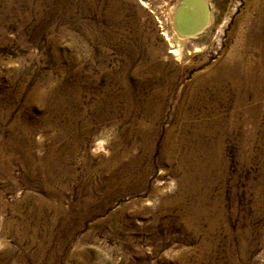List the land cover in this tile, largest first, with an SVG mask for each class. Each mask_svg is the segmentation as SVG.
<instances>
[{"label":"rangeland","instance_id":"374dc122","mask_svg":"<svg viewBox=\"0 0 264 264\" xmlns=\"http://www.w3.org/2000/svg\"><path fill=\"white\" fill-rule=\"evenodd\" d=\"M176 1L0 0V134L32 116V163L40 166L50 145L84 133L83 146L64 161L68 172L52 182H23L18 163L0 169V264H264L260 131L258 142L243 148L250 125L240 124L223 133L217 148V135L206 126L218 115L230 119L231 106L177 113L181 102L187 106L196 74L215 67L243 33L264 41V0H202L208 14L211 5L212 22L189 34L180 58L168 52L163 34L171 36L168 13ZM117 24L129 32L126 46L145 36L140 55L184 66L164 102L158 95L152 101L161 105L159 114L142 102L157 87L143 72L136 76L144 58H130L117 44ZM194 45L201 49L193 51ZM129 76L141 83L124 84ZM247 97L255 102L253 94ZM129 100L127 117L106 116L99 106L114 110ZM60 134L66 136L56 141ZM206 147L212 154L203 160ZM129 163L133 173L124 179L118 173Z\"/></svg>","mask_w":264,"mask_h":264},{"label":"bare ground","instance_id":"6f19581e","mask_svg":"<svg viewBox=\"0 0 264 264\" xmlns=\"http://www.w3.org/2000/svg\"><path fill=\"white\" fill-rule=\"evenodd\" d=\"M185 3L188 4L186 6H188L189 8L191 6V8L189 9V11L179 13L178 6L183 5ZM205 6L201 4L198 0H177L175 4L171 5L168 13V20L171 26V36H167L168 34L165 33L166 31L163 32V34L166 35L165 40H168L169 44L171 45L170 50H168L169 53H172V55H175L177 58H180L183 55V47L181 44L183 42H186L190 38H193L191 37V35L189 36V34H196V32L191 31L192 29H195L200 25L201 17L204 12L207 18L209 15V19L206 20L205 27H201V31L204 32L208 27H210V24L212 22V9L209 3L210 13L208 14L207 7L205 8ZM192 7L193 10H191ZM202 9L204 11L203 13L201 11ZM109 14L114 13L110 11ZM109 16L110 15H107V17ZM258 27H255L253 31L255 35L260 36L261 30ZM115 32L116 34L113 35H115L114 37L117 38V44H119L121 48L128 49L127 54L130 58H134L135 56H138V54L140 55L139 52L141 50L139 48V44H141L142 41L145 40V36L143 37V40H141L135 38L137 36L135 35L126 46L127 41H125V37L126 35H129V32L125 31V28H123L121 24H117ZM241 38L242 43L237 47H234L231 51H229L228 54L222 60H220L215 67H208L204 69V71L198 72V74H196V77L193 79L194 81L192 82V84L189 85L191 86V91L186 94V100H188L187 106L184 104V102H181L177 110V113L182 114V112L185 113L189 109L193 111L198 110L201 108L202 105L203 108L201 109V111L205 113L207 111H210V109L215 111H222L226 109V106H231V113L227 115L229 116V118L231 116L230 119H224L223 117L218 115L212 125L206 126V132H213L217 135V139L216 141H214V145L217 148H219L222 144V141L224 139V132L228 131L230 133L234 129H237V127L243 123H248V125H250L248 133L245 134V136H241V143L243 148L244 143L254 144L255 142H258V140L255 139V132L258 130L260 131L261 138L258 144L261 145L264 143V126L260 128L261 121L264 119V84L261 82L264 80V73L262 72V69L264 67V41L261 39L263 42H254V40H251V37L245 35V33L242 34ZM256 39L258 38L256 37ZM244 41L247 42V47H245L246 44L244 45ZM251 44L252 47L249 48V45ZM199 49H201L199 48V46L194 45L193 51H198ZM123 50L124 49H122L121 51ZM191 52L192 51L189 50L187 51V53ZM150 53H144L143 55H140L142 58H144V63L143 65H137L135 67V72L136 76L137 74H141L143 72L147 77V82L152 86L154 85V87H157V89L154 90L153 94H148L142 102H151V104L148 103V105L151 108L153 107V109L159 114V111L161 110V105L156 104L157 102L152 103V101H154L155 97L158 95L161 98V101L164 102L167 95H169L170 90L173 88L172 86L175 85V81L177 80L176 76L182 71H184V66L181 64L179 65L177 63L173 65L165 64L162 62L161 64L154 62V57L156 54L154 55ZM257 53L259 55H257ZM122 75H124V73ZM138 78L140 77L133 78V76H129L127 78H122L121 81L127 85H129L131 81L134 85L137 86L141 83L140 79ZM224 89L229 90V95L232 96L231 102L227 101L226 97L228 93L223 91ZM249 94H253L252 102L255 101L253 104L248 103L247 96ZM225 101L227 102V104L225 103ZM126 102L127 103H125L122 108H114V110L112 108V105L109 106L108 103H100L99 106L102 108L103 114H105L106 116L110 115L112 117L113 115H121L123 117H127L131 114L133 106L132 101L129 100ZM243 105L244 107H242ZM149 106H147L146 110L148 109L147 113L150 115L154 112V110H150ZM33 107L36 108L35 106ZM94 107L95 106H93V108ZM184 107L185 109H183ZM54 109L55 110H53V112L58 115L62 111L64 113V109L62 110L61 107H55ZM28 116L29 117H26V121L25 119L20 117L16 120V123L11 124L10 132L9 134H7L6 137L0 134V156L4 157L2 161H0V169L4 170L5 172L6 170H8V168L12 167V162L18 163L23 167V175L20 177L23 182L31 184L32 181H39L40 179H43V181L41 180L42 182H52L55 178V174L63 175L68 172L69 168L64 165V161L68 157H71L78 149V147L82 145V143L84 142V133L81 132L80 135L70 134L69 137L67 136L68 138H66L65 144H62L61 146L59 145V147H56L55 144L50 145L48 147L47 157L39 158V162L41 163V165L36 166L32 163V158H34V156L31 151L32 145L30 143V138H32L31 136L34 133V123L37 120L35 121L33 117L29 114ZM71 118H74L75 120L76 116ZM43 121L45 122V120ZM48 125L53 126V124L51 123H48L47 126ZM72 126L73 121H70V123L65 127L66 132L71 131ZM61 134L56 137V141H61L63 140V136H66V134ZM233 135L234 133L232 134V136ZM200 140L203 142V137H201ZM100 143L101 141H99L97 144L99 148ZM209 148L210 147H206L205 150H203V160L211 156L212 150L211 148ZM128 166L129 167L125 166L121 168V172L119 171L118 173L119 175L121 174L120 177H124L125 179L132 175L133 172L131 171V168L133 166V163H129ZM211 167L212 165L209 166L207 169ZM116 175L117 174H113L114 179L117 178ZM117 179L119 180V177Z\"/></svg>","mask_w":264,"mask_h":264},{"label":"water","instance_id":"95a60500","mask_svg":"<svg viewBox=\"0 0 264 264\" xmlns=\"http://www.w3.org/2000/svg\"><path fill=\"white\" fill-rule=\"evenodd\" d=\"M201 4H204L203 2H202V0H200L199 1ZM183 7H185L186 5H182ZM181 6V7H182ZM179 7V6H178ZM190 8H191V6H190ZM188 6H186V11H189V9H190ZM191 10H193V7H192V9ZM202 11V13L204 12L203 11V9L201 10ZM206 20H207V17L205 16V12L202 14V17H201V23H200V25L198 26V27H196L195 29H192V31L191 32H197V31H199L200 29H201V27L202 26H204L205 25V23H206Z\"/></svg>","mask_w":264,"mask_h":264}]
</instances>
